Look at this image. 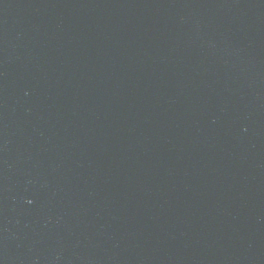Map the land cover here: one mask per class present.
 Instances as JSON below:
<instances>
[{
    "label": "water",
    "instance_id": "obj_1",
    "mask_svg": "<svg viewBox=\"0 0 264 264\" xmlns=\"http://www.w3.org/2000/svg\"><path fill=\"white\" fill-rule=\"evenodd\" d=\"M0 264H264V0H0Z\"/></svg>",
    "mask_w": 264,
    "mask_h": 264
}]
</instances>
